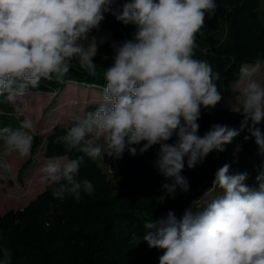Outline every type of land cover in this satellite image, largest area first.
I'll list each match as a JSON object with an SVG mask.
<instances>
[{"label":"clouds","instance_id":"clouds-1","mask_svg":"<svg viewBox=\"0 0 264 264\" xmlns=\"http://www.w3.org/2000/svg\"><path fill=\"white\" fill-rule=\"evenodd\" d=\"M217 7L216 0H0V103L15 104L42 80L63 82L74 61L98 75L93 30L105 14L133 25L131 39L112 43L95 110L77 117L57 142L92 159L102 154L121 159L126 150L143 155L159 145L154 167L170 181L162 189L174 199L177 189H190L185 166L193 169L213 151L224 152L245 127L264 156V130L258 127L264 124V84L253 78L264 69L260 54L239 69V81L246 82L234 110L243 116L240 128L215 123L199 134L202 109H214L222 99L220 73L195 58L197 35ZM32 130L25 117L18 127H0V141L9 152L29 157ZM84 162V156L54 157L42 168L43 178L58 184L54 198L79 202L82 192L93 194L91 181L77 179ZM248 177L224 164L213 181L219 192L206 204L179 217L169 210L146 220L142 240L162 250L159 264H264V170L256 187L246 184ZM0 264H12L2 243Z\"/></svg>","mask_w":264,"mask_h":264},{"label":"trees","instance_id":"trees-1","mask_svg":"<svg viewBox=\"0 0 264 264\" xmlns=\"http://www.w3.org/2000/svg\"><path fill=\"white\" fill-rule=\"evenodd\" d=\"M216 3V14L206 17L203 35H197L195 58L208 61L220 73L216 83L223 97L239 80L242 65L254 63L258 54L264 59V4L261 0ZM99 28L107 30L109 36L99 42L94 58L98 75H89L74 61L63 82L42 80L38 88L29 91L54 92L53 101L69 82L93 85L102 91L106 83L103 72L114 55L113 41L131 39L135 28L111 14H105ZM97 105L89 104L84 113L94 111ZM234 110L219 104L214 109H202L199 134L202 136L215 123L239 129L243 116ZM8 112L18 111L12 104L0 103V114ZM4 122L0 121V127ZM74 123H56L45 137L32 132L31 156L18 168L14 179L22 183L28 171L41 164L32 163L39 150L52 157L84 156L77 179L91 181L94 192L91 196L82 192L79 202L71 197L60 200L53 197L58 184L50 181L22 207L0 212V243L11 251L12 264H159L162 250L149 248L142 240L146 220L165 216L169 210L179 217L187 208L206 204L210 200L204 199L205 194L213 188L215 173L224 164L230 165L231 173L247 171L246 184L250 187L257 186L255 178L264 170V156L245 127L224 152L213 151L193 169L185 166L182 174L188 178L190 189L187 193L177 189L173 199L162 189L170 181L154 167L159 145L143 155L132 156L126 150L121 159L103 154L92 159L57 142ZM258 127L264 130V124ZM245 136L250 138L245 140ZM116 173L121 174L117 180Z\"/></svg>","mask_w":264,"mask_h":264},{"label":"rangeland","instance_id":"rangeland-1","mask_svg":"<svg viewBox=\"0 0 264 264\" xmlns=\"http://www.w3.org/2000/svg\"><path fill=\"white\" fill-rule=\"evenodd\" d=\"M261 4H264V0H261ZM92 35L97 38L99 43L108 38L109 32L99 28V30H93ZM263 71L264 69L253 77L262 84H264ZM245 86L246 82L241 83L239 80L235 81L231 91L224 95L218 104L229 108H236V97L242 93ZM54 96V92L29 91L24 97L18 98L15 104H12L20 110L19 112L0 114V121L5 120V122L1 124V127H18L19 121L27 117L32 120L35 132L41 131L45 133L56 123L63 124L76 120L77 117L84 114L85 108L89 104H98L102 96V91L93 85L69 82L53 101ZM34 131L32 130L33 133H35ZM29 157H21L18 152H9L3 142L0 141V163H7L9 165L7 169L3 167L0 168V172H2L0 175V212L10 207H22L31 198L35 197L33 194L38 191L36 187L34 191L27 192L29 183L34 181L33 177L35 173L33 170L28 171L22 183L14 179L18 168ZM52 158L54 157L45 156L39 150L38 153L34 154L32 163L39 162L47 164ZM28 170H30V168ZM44 175L45 174L36 177L37 181L44 180L40 187L43 186V183L50 182V180L43 178ZM120 175V173H116L114 179H119ZM1 176H3V178ZM218 192L219 189L213 187L206 192L204 199L211 200Z\"/></svg>","mask_w":264,"mask_h":264},{"label":"crops","instance_id":"crops-1","mask_svg":"<svg viewBox=\"0 0 264 264\" xmlns=\"http://www.w3.org/2000/svg\"><path fill=\"white\" fill-rule=\"evenodd\" d=\"M70 122L68 123H63L64 125H68ZM51 130V129H50ZM50 130H48L47 132H41V131H38V132H35L34 129L33 131L36 133V134H39L41 135V137H45L49 132ZM61 158H63L64 156H60ZM46 165V163H41L40 165H38L34 170L33 172L35 173V176L33 177L34 178V181L30 182L29 183V188H28V193L31 192V191H34V188L36 187V190H38L37 192H35L33 195H37L39 192H41L44 187L46 186V184H48V182H45L43 183V186L40 187L41 183L44 181V180H39L37 181L36 177H39L40 175H43L44 173L41 171L42 168ZM2 172H0V175H1ZM3 178V176H1ZM32 178V179H33ZM36 179V180H35ZM28 180V179H27Z\"/></svg>","mask_w":264,"mask_h":264}]
</instances>
